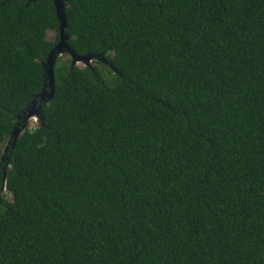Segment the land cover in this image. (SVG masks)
I'll return each mask as SVG.
<instances>
[{"label":"trees","instance_id":"1","mask_svg":"<svg viewBox=\"0 0 264 264\" xmlns=\"http://www.w3.org/2000/svg\"><path fill=\"white\" fill-rule=\"evenodd\" d=\"M64 13L74 53L115 72L57 57L43 121L0 157V264H264V0ZM58 26L51 0H0V142Z\"/></svg>","mask_w":264,"mask_h":264},{"label":"water","instance_id":"2","mask_svg":"<svg viewBox=\"0 0 264 264\" xmlns=\"http://www.w3.org/2000/svg\"><path fill=\"white\" fill-rule=\"evenodd\" d=\"M36 1V0H30ZM54 8L56 17L58 20V41L48 53L45 61L42 63V68L44 69V75L46 77L47 83L43 86V89L39 94L35 96V98L25 107L23 112L18 116V124L14 127L8 138V145L11 144L13 148L17 139L23 133L26 128V124L29 119L37 118L43 121V117L41 114V108L43 105L48 104L54 94V66L56 63V59L62 53H66L70 57V70L76 66L77 63L82 62L85 66L91 67L90 62L94 59L101 61L104 64L108 65L107 60H105L101 55L98 57H94L93 55H85V56H77L74 51L70 48L68 44V35L66 32L67 22L66 16L64 13V2L67 0H51ZM29 2V1H28ZM112 71L115 72L114 68L111 64L108 65ZM8 149H5L4 154ZM1 161L5 163L3 169L9 167V158L7 156L1 157ZM3 179H5V173L3 174ZM4 190V188L2 189Z\"/></svg>","mask_w":264,"mask_h":264},{"label":"rangeland","instance_id":"3","mask_svg":"<svg viewBox=\"0 0 264 264\" xmlns=\"http://www.w3.org/2000/svg\"><path fill=\"white\" fill-rule=\"evenodd\" d=\"M55 39H56V32L54 30H48L46 32V40L49 42H54ZM58 57H61L64 60L70 59L69 55H67L66 53H62ZM90 64L92 66H96L97 68H100V66L96 62H94L93 60L90 62ZM76 67L83 68V67H85V65L82 62H79L76 64ZM104 81H107V80L104 79ZM36 125H37V118L29 119L27 124H26V128L33 129ZM7 146H8V140H6L4 142H0V157L4 155V151L7 148Z\"/></svg>","mask_w":264,"mask_h":264},{"label":"flooded vegetation","instance_id":"4","mask_svg":"<svg viewBox=\"0 0 264 264\" xmlns=\"http://www.w3.org/2000/svg\"><path fill=\"white\" fill-rule=\"evenodd\" d=\"M93 61L96 62V63L98 62V60H96V59H94Z\"/></svg>","mask_w":264,"mask_h":264}]
</instances>
